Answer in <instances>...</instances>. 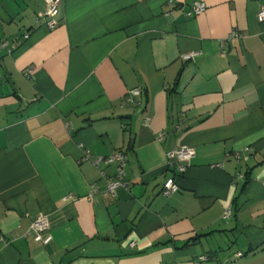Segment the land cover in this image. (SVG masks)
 <instances>
[{"label": "crops", "instance_id": "obj_1", "mask_svg": "<svg viewBox=\"0 0 264 264\" xmlns=\"http://www.w3.org/2000/svg\"><path fill=\"white\" fill-rule=\"evenodd\" d=\"M49 1L0 0V264H264V0Z\"/></svg>", "mask_w": 264, "mask_h": 264}, {"label": "built area", "instance_id": "obj_2", "mask_svg": "<svg viewBox=\"0 0 264 264\" xmlns=\"http://www.w3.org/2000/svg\"><path fill=\"white\" fill-rule=\"evenodd\" d=\"M59 2L60 0H50L47 9L44 14L45 25L48 29H53L58 25V14H59ZM171 4V3H170ZM206 10L205 2L197 0L193 2L186 15L189 17L197 16ZM257 20L259 22H264V5H262L257 12ZM241 34L238 33L236 29L232 30L228 38L240 37ZM27 37V34L24 36ZM9 42L7 40H0V51L7 50L10 52ZM197 53H188L182 56L185 60L192 59ZM32 73L29 69L26 71L25 75ZM140 94V89L135 88L128 92L126 97V102L134 103L135 97ZM163 134H159L161 138ZM195 152L191 148L180 147L173 149L167 153V163L166 167L173 170V175L169 177L163 185V193L165 195H170L178 189V185L175 181L176 176L182 175L188 167L190 160L194 157ZM86 158L90 159L89 152H86ZM127 154L122 151H116L113 154L103 158V162L106 164H114L116 167V173L114 178L108 179L106 182L105 193L115 195L119 188H124L128 185L125 180V167L127 164ZM101 158H95L93 162L97 164ZM97 191L95 184L91 185V192ZM71 199L70 196L66 197V200ZM232 209L227 207L223 212V219L227 220L231 216ZM49 222L45 215H39L35 220L32 221L28 234L32 235L33 239L42 244H47L51 240V235L48 232ZM241 254H238V256ZM201 259H204L201 257Z\"/></svg>", "mask_w": 264, "mask_h": 264}, {"label": "trees", "instance_id": "obj_3", "mask_svg": "<svg viewBox=\"0 0 264 264\" xmlns=\"http://www.w3.org/2000/svg\"><path fill=\"white\" fill-rule=\"evenodd\" d=\"M247 180H248V176L246 175V176H245V182H247Z\"/></svg>", "mask_w": 264, "mask_h": 264}]
</instances>
